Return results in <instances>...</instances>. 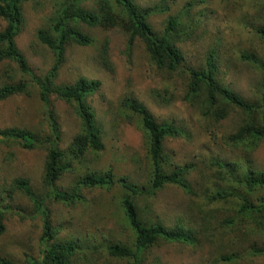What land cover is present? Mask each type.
Wrapping results in <instances>:
<instances>
[{
	"label": "rangeland",
	"instance_id": "rangeland-1",
	"mask_svg": "<svg viewBox=\"0 0 264 264\" xmlns=\"http://www.w3.org/2000/svg\"><path fill=\"white\" fill-rule=\"evenodd\" d=\"M61 0H33L23 6L24 24L16 38L18 49L37 77L52 67V52L38 39L40 30L49 29ZM143 7L163 3L166 13L153 15L150 23L161 34L172 17L182 24L179 42L185 61L176 70L159 68L149 57L145 46L137 41L130 46L127 36L118 28L98 29L83 26L95 38L89 47L70 45L60 70L58 83L73 84L79 78L99 80L100 90L89 99L98 123L103 128L104 150L98 156L84 159L69 152L80 133V120L74 106L57 96L50 97V109L60 125V147L65 153L68 171L58 181L63 192L78 189L82 201L66 205L48 197L44 186L47 159L45 148L25 149L16 141L0 144V188L10 189L18 178L26 179L37 198H44L52 223L59 230L58 239L80 238L85 256L76 264H131L129 260L109 255L108 244L121 241L131 244L133 234L124 220L121 208L122 189L110 190L79 186L88 171L111 170L117 178H127L144 185L150 177L145 135L136 119L120 110L125 97L142 102L158 122L173 121L182 134L165 142V153L175 167L191 168L188 181L192 193L173 185L166 186L156 197L138 201L144 219L161 222L168 228L177 224L190 227L198 240L196 246L161 243L146 253V264H264V255L253 256L252 248L264 249V231L246 234L239 227L231 230L225 222L239 220L236 201L212 203L217 191L229 183L216 167V161H235L243 149L226 145L227 138L239 126V115L231 112L223 119L208 113L202 96H188L189 68L204 67L208 53L216 51L220 77L237 93L253 99L261 80L260 71L241 59L254 53L264 58V41L256 29L264 23V7L258 0H136ZM92 7L91 3L87 4ZM6 22L0 18V31ZM106 45L112 70L99 63L98 56ZM27 84V93L0 102V128H27L49 134L47 107L41 102L33 77L21 72L12 61L0 64V87ZM243 156V155H242ZM257 168L264 170V142L251 155ZM4 193L0 210L4 213V232L0 235V256L19 264L40 258L42 219L33 203L22 193ZM231 225V224H230ZM238 225V224H237ZM239 226V225H238Z\"/></svg>",
	"mask_w": 264,
	"mask_h": 264
},
{
	"label": "trees",
	"instance_id": "trees-1",
	"mask_svg": "<svg viewBox=\"0 0 264 264\" xmlns=\"http://www.w3.org/2000/svg\"><path fill=\"white\" fill-rule=\"evenodd\" d=\"M33 0H0V18L6 22L0 31V64L12 61L21 72L33 77L38 88L41 102L47 107L51 130L49 134L36 132L27 128H0V144L10 141L19 142L23 148L33 150L45 148L47 159L44 172V186L49 188L48 197L66 205H74L82 201L78 189L72 192L61 191L57 183L68 171L69 165L64 163L65 153L60 147V125L56 121L55 112L50 109V97L55 95L74 106L80 120V133L69 147V152L77 158L84 159L87 154H98L104 150L103 128L96 119V114L89 99L101 88L99 80L79 78L73 84H59L60 70L66 61L67 48L70 45L89 47L94 45L95 38L83 30V26L91 29H120L128 38L130 46L141 41L147 54L159 67L171 72L176 71L185 61L181 49L177 46L182 24L178 17H172L163 33H157L151 23L153 15L166 13L168 6L143 7L136 0H61L51 19L49 29L38 32L39 41L53 54L51 69L42 77H37L30 69L27 59L18 49L16 38L23 24V6ZM260 1L264 7V0ZM91 3L93 6L88 7ZM260 39L264 41V23L256 29ZM241 59L258 69L261 80L253 99H247L237 93L220 77L216 64V51L208 53L204 67L189 68L190 82L188 96L198 99L202 96L208 106V113L223 119L231 112L239 115V126L231 134L226 145L232 149H243L245 154L235 161H216V167L224 174L223 179L229 183L227 188L217 191L209 201L212 203L227 201L233 198L238 208L239 220L225 222L231 230L239 227L246 234L264 231V170L257 168L251 157L264 142V58L257 54H243ZM103 68L112 70L107 58L106 45H103L98 56ZM27 93V84L20 82L0 87V102L15 95ZM120 110L132 115L141 126L146 138L147 157L150 162V177L146 184L139 185L127 178H117L111 170L88 171L81 176L79 186L89 189L110 190L115 185L122 189L121 208L124 220L132 231L131 244L117 241L108 244L110 256L129 260L131 264H146V253L161 243H179L188 246L198 244L192 228L177 224L168 228L161 222L144 219L138 201L154 198L166 186L173 185L192 193L187 177L191 168L175 167L165 153V142L182 134L173 121L158 122L148 108L133 96L125 97ZM0 188V200L18 191L29 198L35 213L41 217L43 233L40 240V258L28 261L27 264H76L85 256V246L80 238L72 236L58 239L59 230L52 223L49 208L44 198H37L33 188L26 179H15L10 189L3 192ZM1 205V203H0ZM4 213L0 210V235L4 232ZM231 224V225H230ZM239 226H238V225ZM253 256L264 255V249L252 248ZM0 264H19L0 256Z\"/></svg>",
	"mask_w": 264,
	"mask_h": 264
}]
</instances>
